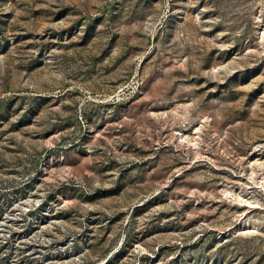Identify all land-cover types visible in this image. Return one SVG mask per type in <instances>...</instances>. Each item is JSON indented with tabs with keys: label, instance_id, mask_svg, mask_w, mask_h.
<instances>
[{
	"label": "rangeland",
	"instance_id": "374dc122",
	"mask_svg": "<svg viewBox=\"0 0 264 264\" xmlns=\"http://www.w3.org/2000/svg\"><path fill=\"white\" fill-rule=\"evenodd\" d=\"M0 264H264V0H0Z\"/></svg>",
	"mask_w": 264,
	"mask_h": 264
}]
</instances>
